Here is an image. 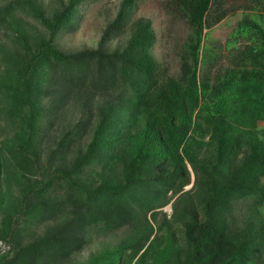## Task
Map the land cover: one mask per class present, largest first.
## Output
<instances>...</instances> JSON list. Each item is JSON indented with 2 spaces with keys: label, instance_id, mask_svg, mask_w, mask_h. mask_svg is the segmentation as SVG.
I'll return each mask as SVG.
<instances>
[{
  "label": "trees",
  "instance_id": "1",
  "mask_svg": "<svg viewBox=\"0 0 264 264\" xmlns=\"http://www.w3.org/2000/svg\"><path fill=\"white\" fill-rule=\"evenodd\" d=\"M92 1L0 4L11 32L0 41V198L10 182L18 191L0 220V264H64L91 235L121 229L85 264H264V0H250L226 52L204 43L227 13L220 0H167L189 28L176 75L152 53L151 20L131 21L137 0L120 1L94 49L62 51ZM68 107L75 120L42 159Z\"/></svg>",
  "mask_w": 264,
  "mask_h": 264
},
{
  "label": "rangeland",
  "instance_id": "2",
  "mask_svg": "<svg viewBox=\"0 0 264 264\" xmlns=\"http://www.w3.org/2000/svg\"><path fill=\"white\" fill-rule=\"evenodd\" d=\"M7 0H0V4ZM48 11L57 6V0H42ZM66 1V0H64ZM121 0H94L90 3L84 4L80 8V17L77 21V30L74 33L66 34L57 40L58 47L65 52H75L82 49H94L100 38V34L104 26L113 19L119 7ZM221 8H224L226 15L210 28H206L207 39L204 43L220 44L222 52H226V41L231 32L237 25L239 19L244 13L251 12L250 0H220ZM167 3V0H137L134 9L132 20L138 17H145L151 20L152 28L155 32L156 40L152 48V53L156 60L162 65V68H167L170 74H177L179 69V53L181 46L189 32V28L185 20ZM21 17L29 24H34L29 18L23 14ZM130 25L125 32L119 37L109 42L108 48L114 49L122 47L130 34ZM5 31V32H4ZM38 31L44 33L42 28L38 26ZM0 41L5 46L11 45V32L9 30H0ZM244 41V40H243ZM242 42V41H241ZM241 42L237 45L242 46ZM3 62L0 57V70L3 68ZM71 105V104H70ZM73 106V104H72ZM73 107H68L54 120L52 125L47 130L42 145L41 155L45 158L49 149L54 145L55 140L61 135L62 131L67 128L70 123L75 120ZM2 124V120H0ZM264 128V122L259 124ZM90 134L86 135L81 141V145H85L89 141ZM194 176L191 174V181L184 187L188 190L193 186ZM264 183V177L262 178ZM17 187L14 182H10L7 188L4 187L2 197L0 198V220L3 216V211L6 209L14 196L17 195ZM180 193L174 195L171 201L164 207L162 211L167 213V216L172 215V202L178 197ZM196 196L197 193H194ZM238 214L245 211V202L238 205ZM264 212V206L262 208ZM126 233V229L117 231L114 235H91L85 247L72 255V257L64 264H85L89 257L100 251L101 249L117 243ZM7 245L0 241V251L6 250Z\"/></svg>",
  "mask_w": 264,
  "mask_h": 264
},
{
  "label": "built area",
  "instance_id": "3",
  "mask_svg": "<svg viewBox=\"0 0 264 264\" xmlns=\"http://www.w3.org/2000/svg\"><path fill=\"white\" fill-rule=\"evenodd\" d=\"M5 250V249H4Z\"/></svg>",
  "mask_w": 264,
  "mask_h": 264
}]
</instances>
